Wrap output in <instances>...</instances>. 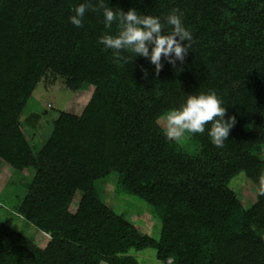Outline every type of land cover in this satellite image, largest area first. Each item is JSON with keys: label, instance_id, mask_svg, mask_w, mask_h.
Instances as JSON below:
<instances>
[{"label": "trees", "instance_id": "16d2710c", "mask_svg": "<svg viewBox=\"0 0 264 264\" xmlns=\"http://www.w3.org/2000/svg\"><path fill=\"white\" fill-rule=\"evenodd\" d=\"M80 2L0 0V165L32 168L14 213L48 234L40 248L0 220V264H139L129 250L145 247L162 264H264V195L244 208L229 184L242 174L264 187V0H109L161 18L182 13L191 49L175 66L162 57L158 75L139 55L113 63L97 40L116 25L106 29L101 11L72 25ZM47 71L71 90L90 85L91 96L79 115L60 112L33 153L20 116ZM208 90L224 102L225 118L235 116L224 146L212 144L210 123L189 134L187 148L166 140L160 117ZM112 172L149 204L157 239L102 199L97 180Z\"/></svg>", "mask_w": 264, "mask_h": 264}, {"label": "rangeland", "instance_id": "374dc122", "mask_svg": "<svg viewBox=\"0 0 264 264\" xmlns=\"http://www.w3.org/2000/svg\"><path fill=\"white\" fill-rule=\"evenodd\" d=\"M91 90L92 87L85 84L76 90H71L63 76L49 71L40 77L20 116L21 127L33 153H37L51 135L54 120L60 112L77 115L81 113L91 96ZM163 116L159 119L162 127H164ZM188 137L189 134H186L182 141L176 143L187 148ZM260 157L264 159V145L261 148ZM32 176V168L20 171L8 163H1L0 220H6L10 226L25 235L35 237V244L42 248L47 244L48 234L45 236L38 233L31 224L14 213L18 203V200L15 201L17 195L23 194L24 185L31 180ZM229 184L244 208H249L255 202L258 190L249 178L239 174L234 176ZM96 186L102 199L112 207L117 215L133 224L141 232L154 239L158 238L160 222L150 213L149 204L138 195L127 192L126 188L118 182L115 172L98 179ZM80 196V192L77 191L69 207L71 211L77 207ZM129 254H132L139 264H162L153 247L130 249Z\"/></svg>", "mask_w": 264, "mask_h": 264}, {"label": "clouds", "instance_id": "9594fccd", "mask_svg": "<svg viewBox=\"0 0 264 264\" xmlns=\"http://www.w3.org/2000/svg\"><path fill=\"white\" fill-rule=\"evenodd\" d=\"M101 11L103 24L111 30L116 25L115 33L105 32L98 37L97 43L103 51L112 52L113 63L123 66L131 63L137 55L147 58L156 75L162 70V57L170 65L181 64L191 49L193 36L182 20V13L170 10L161 18L147 13H140L130 7L127 11L113 9L109 0H95V6L89 0H83L72 7L69 21L76 27L83 26L86 13ZM147 76V70L141 66ZM226 117V107L222 99L213 90L199 94H186L178 107L163 116L162 135L166 140L180 142L186 134L204 133L210 123L207 134L212 144L218 148L224 146L231 128L235 125V116ZM264 195V187L258 189Z\"/></svg>", "mask_w": 264, "mask_h": 264}]
</instances>
